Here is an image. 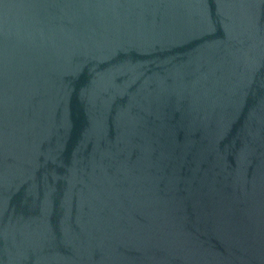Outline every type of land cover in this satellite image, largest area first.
Here are the masks:
<instances>
[{"label":"water","instance_id":"water-1","mask_svg":"<svg viewBox=\"0 0 264 264\" xmlns=\"http://www.w3.org/2000/svg\"><path fill=\"white\" fill-rule=\"evenodd\" d=\"M0 264H264V0H0Z\"/></svg>","mask_w":264,"mask_h":264}]
</instances>
